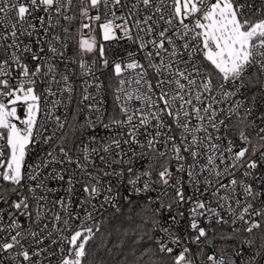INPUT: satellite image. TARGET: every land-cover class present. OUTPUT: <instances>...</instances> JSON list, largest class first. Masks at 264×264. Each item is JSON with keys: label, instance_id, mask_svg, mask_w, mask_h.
I'll return each instance as SVG.
<instances>
[{"label": "snow or ice", "instance_id": "snow-or-ice-1", "mask_svg": "<svg viewBox=\"0 0 264 264\" xmlns=\"http://www.w3.org/2000/svg\"><path fill=\"white\" fill-rule=\"evenodd\" d=\"M122 43L135 51L113 53ZM106 75L118 109L107 123ZM97 127L114 135L90 136L73 160L63 145ZM54 141L59 156L29 166L28 179L75 163L90 181L77 205L83 216L72 211L71 177L59 199L42 180L22 183L29 145ZM5 150L0 264H264V206L253 203L264 190L247 182L264 185V0H0V157ZM137 155L164 161L158 182L172 202L158 198L113 239L95 219L106 205L121 211L115 197L99 200L112 191L102 177L122 180ZM93 156L109 171L88 172ZM48 178L65 176L53 168ZM152 182L151 165L128 180L136 193ZM185 185L212 200L186 196ZM185 205L187 216L173 213ZM225 209L231 231L210 236L213 217L228 223Z\"/></svg>", "mask_w": 264, "mask_h": 264}, {"label": "built area", "instance_id": "built-area-1", "mask_svg": "<svg viewBox=\"0 0 264 264\" xmlns=\"http://www.w3.org/2000/svg\"><path fill=\"white\" fill-rule=\"evenodd\" d=\"M78 23V22H77ZM75 27L76 25H73L72 31L75 32ZM97 40L98 42L102 40V36L99 32V29H97ZM131 49L132 51H135L134 46H129L127 44H120V45H113L112 46V52L113 53H119L121 55H123L125 53L126 50ZM102 79H104V83L106 85L105 88V95H104V100H105V109H106V115H105V119L104 122L107 123L108 122V117L114 114L118 115V109L116 108V105L113 102L110 101V96H109V79L107 77V75L105 77H102ZM113 99V97H112ZM74 108V105H73ZM63 109L60 110V112L57 113V115L62 114ZM86 115V113H85ZM84 116H80L79 120L83 121ZM96 135L98 137L101 138H105L107 139L109 136L114 135V133H110L107 130L103 129L102 127H97L96 129H87L85 130L83 133L81 132H77L75 138H70L69 141L63 145L68 151L69 154L73 157V160H76L77 158L82 159V152L80 151V149H82V147L84 146V143L88 142V138L90 136ZM141 139H144L143 136L140 137ZM83 141V143H82ZM103 142V141H101ZM60 142L59 141H54V142H50L48 144L45 143H37L34 145H29V150L26 153L25 156V161H24V173H25V178L22 181V183L25 186L28 185H34L35 183L39 182V181H43L44 184L51 189H57V191L53 194H50V199H59L60 197H64L66 196V189L68 188V179L69 177H71L73 179V185H74V193L72 196V211L75 212H79L81 216H83V211L81 209H79L77 207V205L79 204V202L84 199L85 197V193L83 192V186L84 184L90 182L88 177L85 175L84 172L81 171L80 168H78L76 166L75 163L73 164H64V165H60V164H55V165H49V167L47 168H43L40 170V175L37 179V181H32L30 179H28V173L30 171L29 166H35L37 163H42L45 160H48V153L49 152H53L55 154H57L59 156V147H60ZM93 147H99L98 145H92ZM125 149L127 148V145L123 146ZM138 150V148H137ZM99 155H106L102 150H99ZM8 156V152L7 150H5V154L4 157H0V159H5ZM93 161L95 164V167L93 166H89L87 168L88 172H92L95 173L96 168H104L106 171H109V169L105 168V165L103 163H101V161L99 160V156H93ZM164 161L163 160H155V159H151V157H141L139 155H137L136 157L133 158L132 163L131 164H125L122 165L123 169H124V176L123 179L121 180L118 177H113V176H107V177H102V183L104 184L105 188L108 187L109 182L111 184V188L112 191L111 193L108 192H103L101 197L99 198V200L103 199L104 195H110L112 197H115L116 200L115 202L117 203L118 206H120L122 204L123 201L128 200V199H141L144 200L145 202H147L152 208L154 207H159V202H158V198L162 199L164 201L165 204L171 203V199L170 196L172 194V189L171 188H166V186H164L162 183L158 182V176L157 173L161 170V167L163 165ZM173 162V167H172V171L175 172V166H174ZM151 165V171H152V183H151V187L149 188L148 191H141L140 193H136L133 190V186L130 185L128 183L129 179H134L136 175H138L139 173L149 170V166ZM55 168L57 171H63V175L65 176L64 181H58L56 179H51L48 178L49 177V173L52 172V169ZM120 166H117V170L119 171ZM128 168H132L133 172L132 174L128 173ZM261 171H264V169H261ZM144 177L141 178V181L139 182V184H137V187H142L143 183H144ZM175 179L176 177L173 178L172 183H175ZM225 183H227V180L224 181ZM247 182L249 183H253L254 188L257 191H262L264 190V185H260L252 180H248ZM0 184H4V182L2 180H0ZM202 190V189H201ZM185 191V195H192L193 199L196 198H201L205 201H209L212 200V197L208 194L203 195L202 197H200L199 193H196L193 191V189L189 188L187 185H185L184 188ZM167 194V196L165 195ZM243 191L240 190V192L238 193V196L241 200H243ZM13 199H15V196L12 197ZM150 201L152 203H150ZM255 207L259 208L261 206H264V196H260L257 198V200L253 201ZM211 207H216L215 202L213 201L211 204ZM233 207L235 208V203L233 202ZM0 208L5 210V219H7V205L0 203ZM107 211L104 212L103 217L100 215H96L95 219L96 221H100L101 219H104L105 215L113 210V208H111L110 206H107ZM187 208L188 205H185L183 208L177 209L174 208L173 209V213H175L177 210L179 211H185V214L187 216ZM237 211H239V209H237ZM221 214L224 218V220L228 221L227 224H223V225H218L215 223V217H213V222L211 225V228L209 229V235H212V229H215L216 227H223L226 228L227 230L231 231L232 228V219L233 217L231 215H229L228 211L225 210H221ZM168 213H165V216H167ZM23 219V218H22ZM205 219L206 218H201L200 222H201V226H205L208 227L205 223ZM259 219V218H257ZM47 222V221H45ZM78 223V222H76ZM182 226H186L187 221H182ZM262 227H264V225H262ZM55 234H54V237ZM50 244L49 240H45V246H48ZM53 248H58V245H52ZM193 251L195 252L197 249L196 247L193 245L192 246ZM207 251L210 253L213 251V249L208 248Z\"/></svg>", "mask_w": 264, "mask_h": 264}, {"label": "trees", "instance_id": "trees-1", "mask_svg": "<svg viewBox=\"0 0 264 264\" xmlns=\"http://www.w3.org/2000/svg\"><path fill=\"white\" fill-rule=\"evenodd\" d=\"M109 96L110 101L113 102L111 84L109 83ZM121 211L114 214V209L109 211L104 217V224L102 225V232L113 233V239L115 236L125 229L130 227H135L136 224L140 223V216L144 214V209H151L152 207L141 199H128L122 202L119 206ZM216 230L223 229L224 231H229L223 227H216ZM118 258V257H117Z\"/></svg>", "mask_w": 264, "mask_h": 264}]
</instances>
